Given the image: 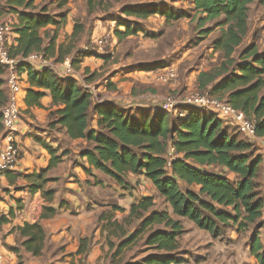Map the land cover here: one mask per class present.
<instances>
[{
	"label": "trees",
	"instance_id": "obj_1",
	"mask_svg": "<svg viewBox=\"0 0 264 264\" xmlns=\"http://www.w3.org/2000/svg\"><path fill=\"white\" fill-rule=\"evenodd\" d=\"M253 1L255 0H192V9L195 11L193 18L198 28H203L210 20L222 18L216 23L221 31L213 42V47L222 53L223 60L198 74L197 87L200 91H207L226 100L247 116L254 117L257 121L256 133L264 135V49L259 51L256 45L250 44L239 52L238 59L232 55L246 36L247 13L249 4ZM6 4L11 11L17 13L19 19L15 29V43L9 48L10 56L23 58L30 53L40 52L46 58L56 56L54 61L60 62L74 49L73 45H56V32L49 37L41 34L43 27L54 24L59 28L63 20L30 12L34 0H6ZM41 11L45 12L46 7H41ZM121 12L138 19L160 14L168 23L190 17V13L183 10L147 6H123ZM120 25L125 27L123 30L116 29L119 38L136 34L140 30L125 22L117 24ZM81 30V25L76 23L70 37L75 38ZM201 30L206 33L210 28ZM90 51L93 52L91 49ZM82 52L78 51V54L83 56ZM75 61L72 60V64ZM166 66L168 64L165 61H156L142 64L140 69L152 72ZM19 71L26 72L28 77L29 88L24 98L27 109L42 107L40 99L48 92L52 103L60 106L50 111L48 125L65 128L69 138H84L91 144L80 151V156L87 160L88 166L82 165V168L88 175H92L95 169L123 185L127 172L142 174L170 206L171 213L167 210H151L152 196L142 197L130 205L125 219L129 222L139 220L140 229L150 227L144 243L148 250L162 254L151 253L141 260H128L125 264L181 262L182 259L176 255L180 248L179 237L184 230L180 217L187 218L213 237L219 236L223 226L229 222L241 230L261 219L264 199L260 195L256 177L263 155L246 137L245 140L230 133L224 127L223 119L194 107L187 110L185 117L174 122L172 116L158 106L152 109L140 106L120 108L112 101L93 104L90 90L71 77H61L49 66L36 70L31 64L20 61ZM4 72L6 73V67L0 64V108L7 101V92L3 86L5 80L1 77ZM218 77L222 79L216 84L214 81ZM208 86L211 88L208 89ZM93 110L98 113L99 125L105 126L107 132L88 128ZM41 144L51 154L49 167L60 161V156L55 154L56 149L45 141H41ZM170 144L179 156L168 165L165 153ZM209 168H219L223 172ZM8 172L11 171L4 173ZM224 172L234 173L237 179L231 181ZM24 177L28 179L31 194L42 189L44 183L50 180L45 177V170L34 171ZM182 182L186 185H198L199 188L196 191L182 190ZM51 195L50 190L43 192L46 199H51ZM21 200L16 199V208H10L7 215L0 214V226L15 217L16 211L22 210ZM54 213L55 209L44 207L42 216ZM12 231L18 233L20 241L8 248L17 256L18 264H23L22 250L33 256L42 254L47 235L38 221L16 225ZM135 235L136 232H133L122 240L114 254L131 243ZM88 240L87 237L80 239L79 252L85 251ZM249 244L250 254L258 264H264V243L258 233L251 236Z\"/></svg>",
	"mask_w": 264,
	"mask_h": 264
},
{
	"label": "crops",
	"instance_id": "obj_2",
	"mask_svg": "<svg viewBox=\"0 0 264 264\" xmlns=\"http://www.w3.org/2000/svg\"><path fill=\"white\" fill-rule=\"evenodd\" d=\"M6 7V12L1 11L0 18L13 24V37H16L17 33L15 29L19 23L18 15L11 11L7 4ZM11 18L13 22L10 20ZM148 20H153L154 23L148 24V22H146V27L150 30H157V27L163 26L165 18L163 16L154 18L148 17ZM156 21L157 23H155ZM59 29H61L60 33L62 35H69L73 31H67L66 33L62 32V28ZM41 34L44 35L42 32ZM59 44L64 45V43L59 42L56 38V45ZM155 45L154 42L138 43L134 51H136V58L140 59L132 58L131 61L127 62L120 59L121 62L111 64L110 70L102 77L104 79L103 81H92L87 85H84L83 82L80 83L84 87L87 86L91 88L90 92L92 93L93 104L112 101L118 104L120 108H135L140 106L152 109L162 101L167 89L187 87L186 90H189L191 89L190 86H192L189 84L191 80L195 77L197 78L201 71L210 68L209 63H203L195 70L192 69L193 66H190L188 68V70H191L189 81L187 79H181L182 81L176 79L173 83H169V85H151L148 83L151 81V71L140 69V65L164 61L167 58V55L164 54L158 58L149 54V50ZM180 47H182V49L177 58L183 59L189 54L191 48L188 47L185 42H181V46H172L171 52L174 51V49L179 50ZM78 51V47H75L66 54L60 62L54 61L56 56H52L47 57L48 59L46 58L43 61L31 63V66L36 70H41L49 66L55 72H57L56 69H58V74L61 77H71L76 80H78V76L76 75L74 65L81 60L84 66L82 67L85 70L89 68L91 72H103L107 68L104 67L102 62L108 59L109 54H95L90 57H87L88 55H80L81 58L79 59ZM50 58H52V61ZM72 60L76 61L72 64ZM87 61H93V64L90 63V67L88 64L84 65ZM68 65H71L70 72L67 71ZM1 77L5 80L6 73L4 72ZM221 79L222 78L218 77L214 83H219ZM25 80L26 83L22 84V94L24 97L29 88L27 74L25 75ZM3 86L7 92L5 83ZM210 88L211 86H208V89ZM106 92L109 93V95H104ZM40 102L42 107H31L27 109L24 99L21 101L20 118L14 133L21 147V156L15 170L0 174L1 183L5 186L4 193L8 192L7 196H13L11 202L5 204V209L0 211V214L7 215L10 208H16L14 205L16 199L21 198L23 204L22 210L16 211L15 217L10 218L9 222L0 226V244H2L5 249L4 264H18L17 256L8 248L10 245L16 244L15 235L17 232L12 231V228L16 225H22L24 222L35 221H38L42 225L47 237L41 255L33 256L27 251H22L26 259L24 260L23 258V264H82L85 260L94 264L96 259L100 256V253L103 255L101 256V260L104 259V254H106V261H109L110 264H125L126 261L114 262L113 256L117 255L114 254L115 250L111 248L107 241L109 239V234H107L106 228L102 224L104 222L102 217L104 213L102 212H106L105 209H110L111 205L116 204L111 203L110 199L112 195L110 187L112 181L110 180V176L95 169H93L92 175H88L83 170L82 165L88 166V163L85 157L80 156V151L86 148L87 145L91 146V144L84 138H69L65 128L58 126L50 127L48 125L51 119L50 111L60 106H56L52 103V98L48 92L41 97ZM104 127L103 125H99L98 113L96 110H93L90 115L88 128L91 130L102 129L103 132H107V129ZM4 135L5 130L0 119L1 143L5 141L3 138ZM41 141L50 144L56 149L55 154L60 156V161L51 167H49L51 154L41 144ZM261 164H264V157ZM41 170H45V177L50 180L44 183L42 189L31 194L28 188L29 182L24 175L34 171L40 172ZM126 174L129 179L132 177H140V182H142L143 179L147 180L142 174L131 172H127ZM18 175H21V177H18ZM227 175L228 177L230 175L235 176L232 172H227ZM17 180H20L19 182L22 183V189L20 190L16 188ZM113 185L115 189L120 188V186L114 182ZM181 185L186 184L182 182ZM194 187L195 190L199 188L198 185H194ZM47 190L52 191L51 199H46L43 196V192ZM154 190L156 191L155 188ZM146 196L151 195L142 193L140 196L137 195L134 201L129 200L128 205H123L124 213L129 211L130 205L133 202ZM44 207L55 209V213L51 216H42ZM261 219H264V213ZM263 229L264 222L253 229L252 235L258 231L262 232ZM258 235L262 243H264V232L258 233ZM85 237L89 238L86 243L85 251L79 252L81 246L80 239ZM126 237L122 238L118 244ZM101 248L103 252H100ZM229 248H233V246H229ZM246 251L249 253L245 258H239L240 264H258L256 258L250 254L249 243ZM232 252L233 251H231L229 255H231ZM45 256L47 257L45 258ZM141 259L142 257H139V259L133 258L130 261L134 262Z\"/></svg>",
	"mask_w": 264,
	"mask_h": 264
},
{
	"label": "rangeland",
	"instance_id": "obj_3",
	"mask_svg": "<svg viewBox=\"0 0 264 264\" xmlns=\"http://www.w3.org/2000/svg\"><path fill=\"white\" fill-rule=\"evenodd\" d=\"M43 6L46 7L45 12L41 11V7ZM123 6H147L159 7L160 9L173 8L176 11L183 10L190 13V17H183L169 23L164 20L163 26L157 27V30H150L146 27V22H148V24H153V20L126 16L121 12ZM6 8L5 0H0V13L1 11L6 12ZM29 11L38 15L47 14L58 21L63 20L62 25L59 27L62 28V32H71V30H74L76 23L81 25L82 30L73 39L70 37L72 32L69 35H62L60 33L61 29L54 24H49L41 29V32L47 37L56 32L57 40L59 42L64 43L67 47L71 45H73L74 48L78 47V50L81 52L83 47L90 45L95 36H110L105 46V50H107L106 54L108 53L109 56L108 59H105L102 62L104 67L107 68L103 72H91L89 68L87 70L83 68L82 60L79 61L74 65L76 75L78 76V84L83 82L84 85H87L92 81H103L104 79L102 77L110 70L112 63H119L121 62L120 59L127 62L131 61L132 58L137 57L135 54L136 51L134 50L140 42H154L156 45L149 50V54L155 58H158L163 54L167 55V58L164 61L166 64L174 65L176 67L178 74L177 79L180 81L185 79L188 80L190 78L191 70H188L190 66H193L192 69L195 70L198 69L199 65L209 63V69H211L223 60L222 53L219 50H215L213 47V42L220 36L221 31V27L216 26V23L222 18L219 17L206 22L203 28L208 27L210 28V31L206 33L202 32L201 29L203 28H198L197 22L195 18H193L195 11L192 9V0H34L33 8L29 9ZM247 15V33L243 38L242 43L232 54L235 58H237L239 52L249 44L256 45L258 50L264 49V2L255 0L250 3ZM150 17H162V15L156 14ZM10 20L13 22L12 18ZM122 22H125L130 26H137L140 30L136 34L119 38L116 29H124V25L117 26L118 23ZM155 23H157V21ZM181 42H185V44L191 48L189 54L183 59L177 58L182 47H180L179 50L174 49V51L171 52L172 46H181ZM92 51L96 53L94 50ZM87 52L82 53L83 55H88L87 57L94 56L93 52L90 50ZM78 58L80 59L81 56H78ZM50 60L52 61V58H50ZM90 63L93 64V61H87L84 65L88 64L90 67ZM56 70L58 73L59 70ZM152 82L155 81L151 80L148 83ZM189 84L192 85L189 90H186L187 87L167 89L165 91V97L162 100H165L168 97L173 98L174 100H179L183 95L188 93L207 92L198 89L196 77L192 79ZM166 85H169V83ZM84 88L91 90V88L87 86ZM104 95H109V93L106 92ZM17 96L20 104L25 97L22 93H18ZM171 116L174 122L179 119L173 114ZM228 120L229 119H223L224 127L227 128L230 133L237 135L238 138L245 139V137L238 132L237 128L230 124ZM4 143L5 141L2 143L0 142V149L3 147ZM87 146L89 147L90 145ZM209 169L216 172H223L220 171L219 168ZM224 173L227 174L226 172ZM124 178L126 181L125 184L120 185L110 177V180L112 181V184H110L112 190L110 199L111 203L116 204L111 205L110 209H105L106 212H102L104 213L102 214L104 219L102 224L105 226L107 234H109V239L107 241L112 249H116L118 242L122 238L136 232L135 238L132 242L122 247L119 253L115 254L117 256H113L115 263L130 261L133 258H144L151 253L162 254L161 252L148 250L144 241L147 234L150 232V227L140 229L138 228L140 223L139 220L127 221L125 218L129 211L124 213V204L128 205L129 200L134 201L137 195L140 196L142 193H148L153 199L151 210H167L171 213L170 206L160 195H158L157 191L154 190L152 184L148 180L143 179V181L140 182V177H132L129 179L127 174H125ZM228 178L231 181L237 179L236 176L233 175H230ZM19 181L20 180H17L16 183V188H18V190L22 189V183ZM256 181L258 182L260 195L264 199V164H261L260 166ZM113 182L119 185L120 188L115 189ZM4 187V184H2L0 180V211H3L5 209V204L10 203L13 198L12 195L7 196L8 192L4 193ZM180 187L182 190L190 189L196 191L194 185H180ZM16 204V201H14L15 206ZM174 217L177 218L176 216ZM179 219L182 222L184 230L179 237L180 248L176 254L177 257L182 259V261L177 264H240L241 262L239 258H245L249 253L246 249L251 240L253 229L258 227L259 223L262 224L264 222V219H259L256 224H250V227L241 230H238L235 225L229 222L223 226V230L219 236L213 237L208 231L200 229L195 223L187 218ZM262 232H264V229ZM262 232L258 231L257 233ZM15 240L16 242L20 241L18 233L15 235ZM229 246H233V248H229ZM231 251L233 252L229 255ZM0 252L3 256L2 264H4L5 249L2 244H0ZM100 252H103L102 248L100 249ZM22 256L24 260H26L24 252L22 253ZM101 256L103 255L100 253V256L96 259L94 264H110L109 261H106V254H104L103 260H101ZM46 257L47 256H45V258ZM82 264H91V262L85 260Z\"/></svg>",
	"mask_w": 264,
	"mask_h": 264
},
{
	"label": "built area",
	"instance_id": "obj_4",
	"mask_svg": "<svg viewBox=\"0 0 264 264\" xmlns=\"http://www.w3.org/2000/svg\"><path fill=\"white\" fill-rule=\"evenodd\" d=\"M13 24L0 18V64L6 67L5 85L7 87V101L0 108L1 122L5 130V143L0 149V172L13 171L21 156V147L15 138L16 125L20 118L21 103L18 102V93H22V84L26 82V72L19 71V62L25 61L29 64L43 61L46 57L43 53L33 52L26 57H13L9 54V48L14 43ZM110 36H95L90 45L83 47L82 51L94 50L96 53L103 54L106 43ZM22 59V60H20ZM71 65L67 71L70 72ZM151 80L159 83H173L177 77V70L174 65H168L150 73ZM161 110L173 114L175 117L183 118L187 110L191 107L201 109L220 119H229L240 134L253 142L264 156V135L256 133L257 121L254 117L247 116L241 110L233 107L226 100L218 98L208 92H192L185 94L179 100L166 98L158 105ZM174 146L170 144L165 153L167 164L178 157ZM3 256L0 252V264Z\"/></svg>",
	"mask_w": 264,
	"mask_h": 264
}]
</instances>
